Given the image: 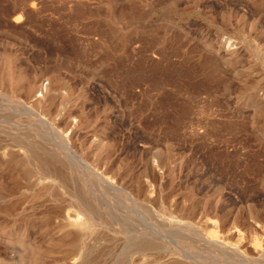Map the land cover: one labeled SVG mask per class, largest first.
Returning a JSON list of instances; mask_svg holds the SVG:
<instances>
[{"label":"rangeland","instance_id":"374dc122","mask_svg":"<svg viewBox=\"0 0 264 264\" xmlns=\"http://www.w3.org/2000/svg\"><path fill=\"white\" fill-rule=\"evenodd\" d=\"M33 1L0 0V142L14 145L29 132L23 140L35 153L67 152L44 129L33 131L31 118L43 112L31 103L38 91L27 95V88L48 83L58 102L70 97L79 121L70 153L81 164L70 158L64 187L46 180L49 192L65 191V199L69 192L100 194L98 204L110 205L106 218L116 223L90 234L102 238V264L164 261L170 244L160 231L172 221L202 230L218 225L223 242L262 248L264 0ZM19 12L23 18L14 22ZM11 59L24 80L6 78ZM55 100L43 106L61 118ZM88 166L107 167L124 193L102 189L104 199L89 193ZM0 177L12 194L27 195L15 212L3 211L0 202L6 229L22 226L27 215L54 224L56 205L43 201L49 194L31 198L43 185L36 175L18 188L1 165ZM175 241L199 250L195 239Z\"/></svg>","mask_w":264,"mask_h":264},{"label":"bare ground","instance_id":"6f19581e","mask_svg":"<svg viewBox=\"0 0 264 264\" xmlns=\"http://www.w3.org/2000/svg\"><path fill=\"white\" fill-rule=\"evenodd\" d=\"M35 1L36 0L33 1L32 6H34L36 3ZM13 6L15 7V4ZM20 11L22 12V9ZM20 17L21 13L16 16L15 19H13L14 22H19ZM216 61L218 62V60ZM7 66L6 78H8L11 83L14 82V80H24V74L21 71H15V63L13 59L7 61ZM23 85H25V83ZM34 91H38V95L35 96L31 103L39 109L41 107V112H43V114H35L34 117L31 118L29 124L35 127L33 128V131L35 132H39L38 129H44L43 131L45 133L53 135L52 139L55 141L57 138L60 139L61 142L59 143L63 142V145H60H62L63 149H65L67 152H59L57 149H52L51 152H48L45 155H41V153H35L36 151L34 152L32 149H30L29 145L23 140V136L28 137L27 133L30 135L29 132H25L21 133L20 137L13 139V142L16 143L14 145L5 143L3 144L0 142V165L3 166L9 175L13 184V188H18V185L21 184L23 180H27L29 183L30 177L36 175V179H39L38 183H42L43 185L33 190L31 198L38 199L49 194V197L43 201H48L52 205H56V209L50 212V215L52 213L54 216L55 222L52 225L50 224L51 222L47 223L49 224L48 226L46 221H41L40 219L41 222L37 223V218L35 219L30 215H27L26 219H24L22 226L15 229H6L4 223L0 222V264H102L101 256L104 253L103 248L100 247L102 238L101 236H97L91 240L90 234L94 233V231L103 230V228H109V225H112L116 222L109 223L106 218L107 212L104 210V208H110V205H108V203H106L105 206L99 205L97 198H100L101 196L99 193H102L101 198H105L103 195L104 191L102 192V189L117 190L120 191L119 193L123 191L119 187L112 184V177L109 175L111 170L109 171L107 167L101 171H97L96 169L88 166L86 167V173H84V177L89 189V193L90 191L98 192L99 195L97 198L90 196V194L86 195L85 198H76L75 195L69 192L71 197L65 199V191L62 192L58 190L57 193L49 192L50 187H48V180L46 179H51V182L48 181L49 186L52 185L64 187L66 181L68 180L67 177L69 175L70 158L75 163L81 164V158H78L76 153H70V151H72L71 149L75 147L74 143L72 142V147L70 146L72 143L69 145V142L74 139H72V137L74 136L76 130L79 128V121L74 119V116L72 115L73 113L69 108L70 97L63 98L62 96V99L60 98L61 100L59 99L60 102H58L55 100L56 94L51 95L50 86L48 83L44 84L42 82L39 83L34 81L33 84L28 85L27 95H30ZM47 98H51L52 102L55 100L60 104V106H58V104L57 106L58 111L63 110L61 118L52 116L49 107L43 106V103ZM56 98L58 97L56 96ZM13 101L18 103L22 108L27 107L25 103H22L19 100L13 99L12 102ZM57 114L56 116H58ZM7 122L11 121L8 120ZM13 122L19 126L21 118H18ZM2 127L9 126L2 125ZM107 143L109 144V140L105 143L109 147L110 144L108 145ZM15 146L23 149V152H20L19 149L15 148ZM105 147L106 146H104V149ZM4 183L5 182H3L0 177V202L3 203L1 205L2 210L5 212H15L17 209L22 208L21 205L25 202L27 195L25 193L18 195L12 194L11 191L6 189ZM145 185L147 186V184ZM128 200H130L133 204H136L135 198L131 197ZM105 201L108 202L107 199H105ZM109 204H112L110 199ZM122 204H124V202ZM120 208L121 214L127 216V213L125 214L124 211L125 207L120 205ZM133 214L135 213L133 212ZM126 219H132L134 222L136 221L134 216H127ZM191 225L192 224L182 225L177 221H172L162 227V230L160 231L163 237L162 239L170 245L166 248V254H164L167 258L164 261H160L158 264H231L234 262L238 264H264V244H262V248L258 245V248L260 249L254 248L252 252L251 248H249L250 251H248L247 247L240 246L244 245V243L238 245L226 243L220 240L218 225H214L210 229L206 228L209 229L210 232L206 229H198ZM46 230L53 232L43 236L42 234L45 233ZM37 232H39V234L42 236L38 237L36 234ZM172 233L174 234V236L171 237L172 240L167 239L166 237ZM191 239L198 241L197 247L199 250H191L188 246L175 241H186L191 243ZM259 243L261 244V242ZM121 264L143 263H140L139 261L137 262L135 260H129Z\"/></svg>","mask_w":264,"mask_h":264}]
</instances>
